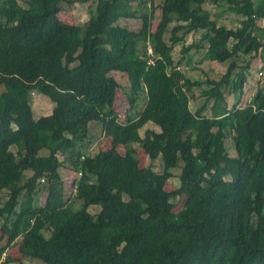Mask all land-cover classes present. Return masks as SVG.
<instances>
[{
  "label": "trees",
  "instance_id": "16d2710c",
  "mask_svg": "<svg viewBox=\"0 0 264 264\" xmlns=\"http://www.w3.org/2000/svg\"><path fill=\"white\" fill-rule=\"evenodd\" d=\"M64 1L74 2L0 0V256L17 243L21 257L44 264H264V88L240 106L225 96L242 92L250 62L239 56L264 63V0H207L240 15L236 27L218 24L206 0H76L93 6L84 26L58 17ZM120 18L140 19V30ZM171 23L200 30L178 61L171 50L183 37L164 38ZM201 49V61L230 60L218 78L193 80L179 67ZM112 71L128 79L133 118L113 108ZM33 91L52 102L49 114L34 117ZM147 122L158 130L141 136ZM96 127L110 144L92 152ZM135 144L150 164L138 165ZM179 165V185L166 190ZM61 167L77 175L68 197ZM39 184L46 197L36 205Z\"/></svg>",
  "mask_w": 264,
  "mask_h": 264
},
{
  "label": "rangeland",
  "instance_id": "374dc122",
  "mask_svg": "<svg viewBox=\"0 0 264 264\" xmlns=\"http://www.w3.org/2000/svg\"><path fill=\"white\" fill-rule=\"evenodd\" d=\"M20 4L25 5V0H18ZM73 3H69L67 1L60 3V10L58 12V17L69 24H78L81 26H84V24L87 22L89 18L90 8L93 7L91 3H81L76 0ZM155 3H158L160 0H154ZM203 7L211 14L212 18H215L217 20L218 24L224 25L226 27H236L239 25V20L241 18L240 15H237L236 13L230 11L227 9V5L225 3H221L219 5H215L214 3H211L206 0V2L203 4ZM160 9L155 8L154 10V16L151 21V30L153 31L156 28V25L160 19ZM118 23L122 26L127 27L130 30L139 31L141 26V20L138 18H120L118 20ZM259 25L262 24L261 21L258 22ZM177 36H182L183 40L179 41L172 46V56L174 58V61H178L181 58L180 53V47L182 44H188L193 41H197L200 36V30L199 31H189L186 32L185 27L178 28L175 26L174 23H171L168 25L167 31L164 34L165 40L169 42V38H174ZM204 50L201 49L199 51L192 50L190 53L184 57H182L181 61H179V67L181 70H183L185 76H187L190 79H204L205 76L211 77V78H218L222 73H224L227 64L230 60L226 62H216V61H201V56L203 54ZM258 57H249L248 55H241L239 56L236 61L240 65L246 64V62H250V68L244 70V76L245 81L242 86V92L235 93V96L239 98V102L237 103L238 106L243 105L245 102L251 99L253 92L255 91V88L257 86H261L264 88V63L260 61ZM239 71V69H236ZM262 71V74L261 72ZM111 75L117 80L120 87L116 90V97L113 104L114 110L117 112L119 119L124 121L128 116L130 118L135 117V113L133 111L128 112V102L126 99V91L128 90V79L124 73H121L119 71H112ZM193 93H196V89H192ZM232 94L229 90L226 92V100H228L227 105L228 107L231 105V97ZM198 104V101L191 102V109L193 110L196 108ZM142 105V103L139 104V107ZM52 102L44 95L37 91H33L31 93V107L33 111V115L35 118H38L42 115H47L51 112L52 109ZM138 107V108H139ZM210 110H206V114H210ZM91 124V123H90ZM93 124V123H92ZM146 128L155 129L158 130V126L154 125L152 122H147L142 128H140L139 133L141 136L144 135V130ZM93 132L95 133V139L91 145L92 152H96L100 149L106 148L110 144V139L106 138L105 136L101 135L99 127H96ZM226 149L230 155H234V143L231 139V136H227L225 139ZM137 152L138 157V165L140 167H144L148 164H150V161L147 159L146 154L144 153L142 147L139 144L133 145ZM14 149V148H12ZM118 150L121 153H124V149L121 145L118 146ZM46 150L42 149L40 150V154H45ZM60 159L61 156L59 155ZM151 165L153 169L157 172L162 171V161L160 158L155 159L151 162ZM221 169H227L230 170V168L226 165H222L220 167ZM181 170V165L176 166L171 169L172 177H170L164 185V188L166 190H173L179 185V173ZM28 174V172H26ZM61 176L64 180V188H65V197H68L71 192H73V180L76 178V173L72 170H70L67 167H61L60 168ZM6 197V191H0V203L3 202V200ZM46 197V190L45 185H38V189L36 193L34 194V203L36 205L42 204ZM175 206L173 208V211H178L184 202V196L176 197L173 199ZM92 214H96L99 210V206H91L88 209ZM50 230V228H49ZM49 230L44 231V235H49ZM5 244V239L0 240V246ZM9 255L13 258H18L20 261H13L8 264H44L39 259L36 258H30V257H21V254L18 251L17 243L9 245L6 252L3 253L0 257L3 258L5 255Z\"/></svg>",
  "mask_w": 264,
  "mask_h": 264
},
{
  "label": "crops",
  "instance_id": "0c3cea01",
  "mask_svg": "<svg viewBox=\"0 0 264 264\" xmlns=\"http://www.w3.org/2000/svg\"><path fill=\"white\" fill-rule=\"evenodd\" d=\"M256 89V88H255ZM236 98V96L234 94H232V97H231V101L233 102V100ZM228 102V100H226Z\"/></svg>",
  "mask_w": 264,
  "mask_h": 264
},
{
  "label": "built area",
  "instance_id": "2783aa9c",
  "mask_svg": "<svg viewBox=\"0 0 264 264\" xmlns=\"http://www.w3.org/2000/svg\"><path fill=\"white\" fill-rule=\"evenodd\" d=\"M148 53L151 55L152 54V52H151V50H150V48H148ZM261 72V74H262V71H260ZM41 181H44L43 179H41Z\"/></svg>",
  "mask_w": 264,
  "mask_h": 264
}]
</instances>
